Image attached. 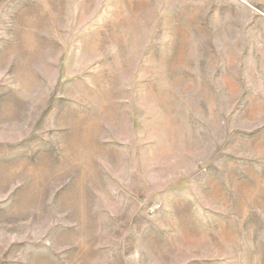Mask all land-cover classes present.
<instances>
[{
  "label": "rangeland",
  "instance_id": "obj_1",
  "mask_svg": "<svg viewBox=\"0 0 264 264\" xmlns=\"http://www.w3.org/2000/svg\"><path fill=\"white\" fill-rule=\"evenodd\" d=\"M0 264H264V0H0Z\"/></svg>",
  "mask_w": 264,
  "mask_h": 264
}]
</instances>
